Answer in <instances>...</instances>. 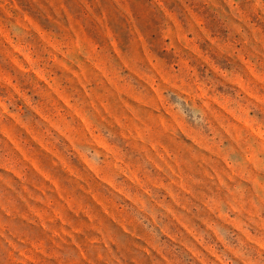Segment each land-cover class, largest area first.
I'll return each instance as SVG.
<instances>
[{"label": "rangeland", "instance_id": "obj_1", "mask_svg": "<svg viewBox=\"0 0 264 264\" xmlns=\"http://www.w3.org/2000/svg\"><path fill=\"white\" fill-rule=\"evenodd\" d=\"M0 264H264V0H0Z\"/></svg>", "mask_w": 264, "mask_h": 264}]
</instances>
